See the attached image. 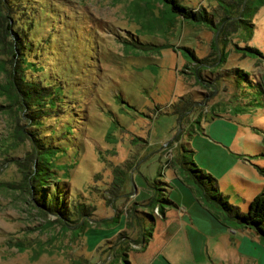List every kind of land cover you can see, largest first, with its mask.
I'll list each match as a JSON object with an SVG mask.
<instances>
[{
    "label": "rangeland",
    "instance_id": "374dc122",
    "mask_svg": "<svg viewBox=\"0 0 264 264\" xmlns=\"http://www.w3.org/2000/svg\"><path fill=\"white\" fill-rule=\"evenodd\" d=\"M178 1L207 20L156 1L0 0V264H147L141 209L161 216L154 192L178 181L199 195L180 145L239 212L264 189V1ZM217 215L240 258L207 233L173 264H264L258 236Z\"/></svg>",
    "mask_w": 264,
    "mask_h": 264
},
{
    "label": "trees",
    "instance_id": "16d2710c",
    "mask_svg": "<svg viewBox=\"0 0 264 264\" xmlns=\"http://www.w3.org/2000/svg\"><path fill=\"white\" fill-rule=\"evenodd\" d=\"M159 2L161 6V10H167L169 12L174 13L175 15H180L186 20L189 21H198V20H207L204 15L200 14L196 10L190 9L186 4H183L179 2L178 0H152V2H149L148 0H145V4H147L150 8L153 9V3ZM264 0H258V5L262 4ZM1 17V14H0ZM5 33H13L9 24L5 22L4 25ZM11 30V31H10ZM10 31V32H9ZM19 38L16 34H14V40L8 42V48L10 49V53L12 56L17 53L19 46ZM20 42V41H19ZM249 48L250 51H252L254 54H258L259 52L256 48ZM20 50V49H19ZM10 82L13 85V87L16 89V91H19V94L21 95V91H26L28 94V97H34L36 96V89L34 85L27 84V88L25 90L20 89V85L22 82H24V79L22 78L21 74L17 72L16 74L12 75L10 78ZM24 84V83H23ZM23 96V95H22ZM23 98V97H22ZM181 150L183 151L181 154V167L184 169L186 177L189 176L191 181H193L194 186L197 188L198 192L201 194L203 200L208 203L210 209L213 213H219L221 218L225 220L227 223H232L233 227H240V228H248L251 229L259 238L260 241H262V246L264 247V189L255 193L247 203V209L244 212H239V210L228 202L226 196L222 194L217 187V181L215 177H213L210 173L205 172L197 167L195 162L193 161L191 155H192V149L185 147L183 145H180ZM41 149L40 146L36 148L37 153ZM45 157L49 154L50 150L44 149ZM49 151V152H47ZM42 154V153H41ZM44 154H42L44 156ZM35 167L32 170V176L31 179L34 181L37 180V170L39 167V157L37 155L36 161H35ZM155 188V187H154ZM154 190V189H153ZM156 191V190H155ZM154 199L150 201L151 207L156 206L158 212L160 215L163 213V207L165 205H168L171 201L163 195H158L157 192H154ZM159 201V202H158ZM41 203L39 206L41 209H47V211H51L54 213L58 218H67V215L63 213L60 208L55 207L53 204L46 203L44 200L39 202ZM149 205V204H148ZM216 213V214H217ZM59 215V216H58ZM144 217L148 219L149 225L142 233V244L141 247H144L147 239L150 235V231L152 228V220H153V213L151 211H145ZM218 216V215H217ZM68 219H66L67 221ZM122 260L125 264H130L127 259H125V256L122 255ZM113 264V262L109 263Z\"/></svg>",
    "mask_w": 264,
    "mask_h": 264
},
{
    "label": "crops",
    "instance_id": "0c3cea01",
    "mask_svg": "<svg viewBox=\"0 0 264 264\" xmlns=\"http://www.w3.org/2000/svg\"><path fill=\"white\" fill-rule=\"evenodd\" d=\"M174 184L178 187L180 186L179 189L183 188L185 190L180 189V193H173L172 189L175 188ZM168 188L169 189L164 192V196L171 202L163 207L161 216L158 217L153 215L152 228L145 246L135 249L139 250L141 253L139 262H147V264H149L154 261H151L152 258H158L156 264H173L172 259L176 257L173 256L172 252L177 246H182L183 250H179H182V253L185 255L187 253L193 254L191 240H194L195 243L201 242L200 244H203V235L207 233L213 236V238H211L213 239L211 248L216 249L218 244H220L229 249V251H226L227 259L233 260L235 255L240 258V256H238L240 254L238 249L240 248L241 240L237 241L227 236L229 226L225 225L223 220L219 219L217 214L212 212L210 207L207 206V203V205L202 203L204 200L199 192L198 194L200 196L195 195L193 192L189 191L188 188H184L179 181L173 183L172 186H168ZM200 199H202V202ZM145 211L148 210L141 209L143 217L145 216ZM238 228L240 227H235L234 229ZM240 230L245 231L247 234L250 231L248 228H240ZM175 237L179 239L176 245L172 243ZM207 247L203 249L205 256H209ZM164 248H167L165 253L161 252ZM129 250H127V258ZM246 250L251 252L250 247H247ZM223 254L225 256V253ZM214 255H217V253H214ZM202 256L203 254L201 253L194 257L200 258ZM114 261V264H122L118 259H114ZM129 262L130 264H135L130 258Z\"/></svg>",
    "mask_w": 264,
    "mask_h": 264
},
{
    "label": "built area",
    "instance_id": "2783aa9c",
    "mask_svg": "<svg viewBox=\"0 0 264 264\" xmlns=\"http://www.w3.org/2000/svg\"><path fill=\"white\" fill-rule=\"evenodd\" d=\"M154 211L157 212V207L156 206H154Z\"/></svg>",
    "mask_w": 264,
    "mask_h": 264
}]
</instances>
